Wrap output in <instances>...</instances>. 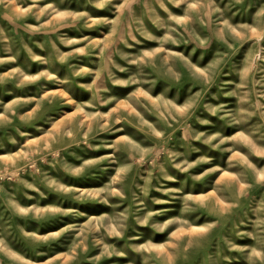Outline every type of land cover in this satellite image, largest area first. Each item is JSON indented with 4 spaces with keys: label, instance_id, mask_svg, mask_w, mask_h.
Returning <instances> with one entry per match:
<instances>
[{
    "label": "rangeland",
    "instance_id": "1",
    "mask_svg": "<svg viewBox=\"0 0 264 264\" xmlns=\"http://www.w3.org/2000/svg\"><path fill=\"white\" fill-rule=\"evenodd\" d=\"M0 264H264V0H0Z\"/></svg>",
    "mask_w": 264,
    "mask_h": 264
}]
</instances>
